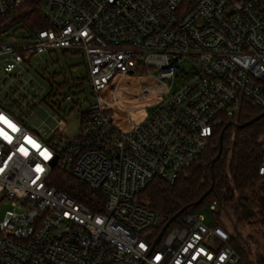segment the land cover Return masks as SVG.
Returning a JSON list of instances; mask_svg holds the SVG:
<instances>
[{"label": "built area", "instance_id": "obj_1", "mask_svg": "<svg viewBox=\"0 0 264 264\" xmlns=\"http://www.w3.org/2000/svg\"><path fill=\"white\" fill-rule=\"evenodd\" d=\"M25 3L0 0V18L20 17ZM40 13L47 28L0 42V204L9 205L0 264H259L197 212L156 242L159 216L137 197L154 179L174 184L221 117L236 118L246 103L264 111V0H40ZM70 50L83 57L90 94L160 100L128 134L113 125L118 99L97 98L68 136L64 120L49 133L30 128L39 96L23 64ZM137 75L150 84L133 83ZM56 168L93 199L52 186Z\"/></svg>", "mask_w": 264, "mask_h": 264}, {"label": "trees", "instance_id": "obj_2", "mask_svg": "<svg viewBox=\"0 0 264 264\" xmlns=\"http://www.w3.org/2000/svg\"><path fill=\"white\" fill-rule=\"evenodd\" d=\"M22 15L8 23L0 18V32L17 23H25L29 28L44 29L49 26L40 13V0H26L21 8ZM52 80V82H51ZM50 83L53 87V78ZM75 86L81 83L73 82ZM66 84L60 85L62 89ZM71 94V93H69ZM65 95V100L66 96ZM264 111L246 103L244 109L236 118L221 117L216 127L214 136L204 154L194 163L184 169L174 184H169L161 179H154L138 195L139 203L154 210L159 216L158 233L165 223L181 209L186 208L180 217L171 224L170 228L181 225L189 214L197 212L204 203L217 201L221 203L224 197L232 198L234 192L244 193L262 181L258 170L261 164L264 144V116L253 121ZM253 121L244 128L235 129L232 124L243 125ZM223 132L222 152L220 157L214 159L219 152L220 135ZM214 184L213 191L198 206V201ZM51 185L57 190L65 192L77 201L85 202V198L93 199L94 192L88 187L78 183L75 177L66 170L54 169ZM140 199H145L144 203ZM93 209L92 204L86 203ZM215 225H222L217 217ZM232 235V234H231ZM232 235L234 248L246 261L264 262V246L259 245L254 252L249 247L239 246Z\"/></svg>", "mask_w": 264, "mask_h": 264}, {"label": "rangeland", "instance_id": "obj_3", "mask_svg": "<svg viewBox=\"0 0 264 264\" xmlns=\"http://www.w3.org/2000/svg\"><path fill=\"white\" fill-rule=\"evenodd\" d=\"M32 35V29L21 22L0 32V42L23 43ZM22 67L26 70L25 79L33 80L39 96V105L34 113L27 115L28 126L32 129L46 126L48 133L57 128L60 120H64L67 124L61 135L68 136L74 133L78 129L81 113L88 110L90 104L100 98L109 103H114L118 99L117 104L111 107L113 125L122 134H128L132 122H138L140 118L147 116L160 100L156 96L142 101L125 100L119 93L114 92V88L101 92L98 97L90 94L89 86L83 80L86 75L83 57L75 50L44 54L32 60L30 64H23ZM2 78L3 74L0 72V79ZM51 78H53V87L50 83ZM140 80H143V86L150 84V81L142 75H137L132 82L138 83ZM74 81L81 84L75 86ZM62 84H66L65 87L58 90L57 87ZM26 89L29 90L30 85H27ZM69 93L73 97L71 101L64 98ZM239 197L240 195L235 193L233 202L223 205L218 203L216 211L212 209V202L208 201L197 209V214L208 225L217 222L218 217L227 231L236 238V244L249 247L255 252L259 245L264 246V180L247 189L242 194V200H239ZM140 200L147 202L145 199ZM8 208V204H0V222Z\"/></svg>", "mask_w": 264, "mask_h": 264}, {"label": "water", "instance_id": "obj_4", "mask_svg": "<svg viewBox=\"0 0 264 264\" xmlns=\"http://www.w3.org/2000/svg\"><path fill=\"white\" fill-rule=\"evenodd\" d=\"M264 116V113H262L260 116H258L257 118H255L253 121H256L258 118L260 117H263ZM253 121H250L248 123H245L243 125H237V124H232V126L235 128V129H241V128H244L245 126H247L248 124L252 123ZM222 139H223V132L221 133L220 135V140H219V152H218V155L216 156V158L214 159L213 162H215L221 155V152H222ZM214 189V184L212 183V186L210 187V189L208 191H206V193L198 200L194 203V207H198L202 202L203 200L213 191ZM186 208H183L181 209L178 213H176L174 216H172L166 223L165 225L162 227L158 237H157V240L156 242H159L161 240V238L163 237L164 233L166 232V230L171 226V224L173 222H175L179 217L180 215L185 211Z\"/></svg>", "mask_w": 264, "mask_h": 264}, {"label": "flooded vegetation", "instance_id": "obj_5", "mask_svg": "<svg viewBox=\"0 0 264 264\" xmlns=\"http://www.w3.org/2000/svg\"><path fill=\"white\" fill-rule=\"evenodd\" d=\"M235 193H237V192H234L232 194V198L230 200H228L227 197H224L223 200L221 201V203H219V204H222L223 205L225 203L229 204V203L233 202L234 199H235ZM237 194L240 195L239 200H242L243 199V197H242V194L243 193H241V194L240 193H237Z\"/></svg>", "mask_w": 264, "mask_h": 264}]
</instances>
